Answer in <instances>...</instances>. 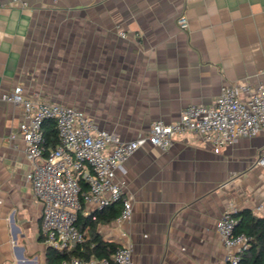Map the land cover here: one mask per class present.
I'll return each mask as SVG.
<instances>
[{
	"label": "crops",
	"instance_id": "0c3cea01",
	"mask_svg": "<svg viewBox=\"0 0 264 264\" xmlns=\"http://www.w3.org/2000/svg\"><path fill=\"white\" fill-rule=\"evenodd\" d=\"M0 1V96L21 85L122 140L177 121L191 104H213L226 84L264 82V0ZM23 113L0 101V264L48 257L43 207L26 177ZM263 151L264 129L220 153L194 132L168 151L142 147L116 172L131 218L97 219L100 208L88 201L80 228L90 238L93 223L105 239L130 243L134 264H230L217 223L231 204L264 218Z\"/></svg>",
	"mask_w": 264,
	"mask_h": 264
},
{
	"label": "built area",
	"instance_id": "2783aa9c",
	"mask_svg": "<svg viewBox=\"0 0 264 264\" xmlns=\"http://www.w3.org/2000/svg\"><path fill=\"white\" fill-rule=\"evenodd\" d=\"M21 3L26 6V2ZM2 5L0 1V7ZM178 23L186 28L188 19L181 16ZM120 36L125 37L126 33L120 32ZM0 101L23 109L19 131L31 164L26 177L43 207L41 233L50 247L66 252L89 239L88 233L78 226L79 213L85 202H96L100 209L120 202L119 223L131 218L132 198L125 193L116 172L140 148L152 145L168 151L176 136L194 132L220 153L240 138L257 136L264 129V82L256 86L226 84L213 104H191L184 108L177 121L157 120L149 134L128 141L100 130L97 123L78 108L26 96L21 85L2 94ZM48 120L55 122L59 137V143L49 152L46 151L43 129ZM14 137L12 134L11 138ZM257 162L264 166V151ZM82 182L88 186L87 193L82 191ZM237 211L238 207L231 204L224 209L217 223L224 245L233 251L229 256L230 264H241V254L251 246L246 234L236 232ZM123 235L127 236L126 233ZM112 259L115 264H134L131 244L122 243ZM92 260L94 258L84 260L71 256L61 264H89ZM100 261L108 264L106 259Z\"/></svg>",
	"mask_w": 264,
	"mask_h": 264
},
{
	"label": "trees",
	"instance_id": "16d2710c",
	"mask_svg": "<svg viewBox=\"0 0 264 264\" xmlns=\"http://www.w3.org/2000/svg\"><path fill=\"white\" fill-rule=\"evenodd\" d=\"M45 135L46 151L53 150L59 143L58 131L53 120H48L43 125ZM82 191L87 193L88 186L82 182ZM121 209L116 208L115 204L100 209L96 213L97 219L112 220L119 216ZM236 216L238 224L236 226L237 233H244L250 238L251 246L241 254V264H264V218L253 215L248 210L238 209ZM88 220L79 213L78 226L84 227L88 225ZM82 222V223H81ZM80 223L82 225H80ZM90 238L82 244L76 245L72 250L60 251L49 246L46 264H61L64 259L71 256H77L84 260L92 258L103 260L106 259L108 264H115L112 255L119 247V244L107 240L93 228L91 223Z\"/></svg>",
	"mask_w": 264,
	"mask_h": 264
}]
</instances>
